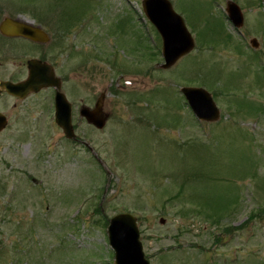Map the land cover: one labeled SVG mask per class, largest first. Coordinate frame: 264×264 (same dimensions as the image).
Segmentation results:
<instances>
[{
  "label": "rangeland",
  "instance_id": "374dc122",
  "mask_svg": "<svg viewBox=\"0 0 264 264\" xmlns=\"http://www.w3.org/2000/svg\"><path fill=\"white\" fill-rule=\"evenodd\" d=\"M141 1L0 0V19H49L63 45L81 30L84 65L66 69L106 121L69 141L47 91L16 108L0 97V264H115L107 223L123 211L150 264H264V0H232L240 28L228 0H170L195 46L168 68ZM191 85L218 120L193 115L180 93Z\"/></svg>",
  "mask_w": 264,
  "mask_h": 264
},
{
  "label": "water",
  "instance_id": "95a60500",
  "mask_svg": "<svg viewBox=\"0 0 264 264\" xmlns=\"http://www.w3.org/2000/svg\"><path fill=\"white\" fill-rule=\"evenodd\" d=\"M142 7L149 22L155 27L162 38V54L164 63L163 68H168L175 64L183 55L190 52L195 44L191 32L188 31L183 18L174 11L169 0H142ZM226 13L229 21L236 28L243 24V13L239 5L229 0L226 3ZM1 30L4 33L22 32L25 35L36 36L30 30L21 24L11 26L9 22L4 21L1 24ZM14 33V32H12ZM252 47H258L256 38L250 39ZM36 63V67L35 64ZM57 77L53 72L46 70L41 62L34 59L33 66L30 70V76L21 84H12L10 82H1L0 87L7 92L18 95L21 98L31 91L47 87L56 86L59 88ZM181 93L185 96L187 104L198 119L213 121L219 117V109L214 103L212 96L208 91L201 87L184 86L180 88ZM103 97V96H102ZM97 101L91 110L88 107L82 109L81 114L87 122L97 128H102L105 124V117L101 115V103ZM70 104L67 102L64 94L57 91L55 95V122L62 128L64 136L70 139H76L71 124ZM6 126V118L0 114V131ZM164 219L159 221L162 223ZM107 233L109 245L114 251L115 264H149L145 256L142 243L140 240L139 228L136 216L130 212H118L112 215L107 223Z\"/></svg>",
  "mask_w": 264,
  "mask_h": 264
},
{
  "label": "flooded vegetation",
  "instance_id": "af4514ba",
  "mask_svg": "<svg viewBox=\"0 0 264 264\" xmlns=\"http://www.w3.org/2000/svg\"><path fill=\"white\" fill-rule=\"evenodd\" d=\"M19 3H21L20 0H17L15 4L19 5ZM12 8L15 9V7ZM22 17L20 16V14L16 13L15 15L8 14L0 19V27L4 21L9 22L11 26H15V24L18 23L26 26V28L30 30V33H33L34 31V34L36 35L33 37L28 34L25 35L22 32H17L16 30L12 31L14 33H4L0 28V68L6 66V63H10V61L16 67L14 71L12 70L4 76L1 75L0 83L10 82L12 84H21L25 82V80H27L30 76V70L35 59L41 62V65L44 69L49 71L51 70L54 76L59 79V88H56V86L43 87L36 92L31 91L26 94V96L21 98L20 96L13 95L7 92L6 89L0 87V97L4 99H12L11 108H16V106H18L22 101H26V99L32 96L47 91V93L49 94V99L47 100V111L49 112V114H51L52 122L55 124V127L64 135V132H62V128L55 122V95L57 91H61L64 94L67 102L70 104L69 110L71 113L70 121L73 128L72 131L76 133L77 130L80 129L81 124L83 122H87V120H85V117L81 114L82 109L88 107L91 110V108H94L93 106L96 105L98 101L97 99L93 106H91L90 102L87 103L86 100L81 97V91L77 86V83L75 84L77 87H73V83L75 81L70 78L69 73L66 69V67H68L72 61H76L80 65H84L83 47L79 46V44L83 42L81 39H79V36L80 34H82V32L81 30L73 31V35L69 36L67 44L63 45V31L59 30L55 33L52 32L49 25L52 29L53 26L48 22L49 19L46 20V26H44V24L39 19H37L36 16L31 17V19ZM161 42L162 40L160 39L159 43ZM161 52L162 43L157 47V55H160L163 62V54ZM94 57H97V55H95ZM34 64L36 67V63ZM74 92H76L77 94L76 99H73L72 96ZM104 97L105 95L101 97L102 100L104 99ZM6 112V110L0 109V114L4 115V117L6 118L5 128L7 127V123L10 119L9 114ZM87 124L92 126L93 128L100 129L89 122H87ZM4 129H2V131ZM70 140L77 141L74 139Z\"/></svg>",
  "mask_w": 264,
  "mask_h": 264
}]
</instances>
